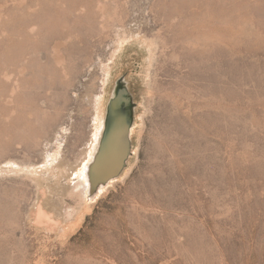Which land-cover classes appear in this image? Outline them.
Instances as JSON below:
<instances>
[{
	"label": "rangeland",
	"instance_id": "obj_1",
	"mask_svg": "<svg viewBox=\"0 0 264 264\" xmlns=\"http://www.w3.org/2000/svg\"><path fill=\"white\" fill-rule=\"evenodd\" d=\"M0 264H264V0H0Z\"/></svg>",
	"mask_w": 264,
	"mask_h": 264
},
{
	"label": "water",
	"instance_id": "obj_2",
	"mask_svg": "<svg viewBox=\"0 0 264 264\" xmlns=\"http://www.w3.org/2000/svg\"><path fill=\"white\" fill-rule=\"evenodd\" d=\"M116 89L119 91L116 94L113 92L107 106L102 145L87 170L90 195L117 178L127 165L131 154L130 130L134 105L125 85L120 83Z\"/></svg>",
	"mask_w": 264,
	"mask_h": 264
},
{
	"label": "bare ground",
	"instance_id": "obj_3",
	"mask_svg": "<svg viewBox=\"0 0 264 264\" xmlns=\"http://www.w3.org/2000/svg\"><path fill=\"white\" fill-rule=\"evenodd\" d=\"M98 102L101 103V99L100 98H99ZM98 119H99V125L100 126H99L98 131H97L96 141L94 142L93 149L92 150L90 149V153L88 154L89 155L88 156L89 160L84 164V166L82 168V178H83V182L81 184L82 185L81 186L82 187V196H86V197H89V193L88 192H90L89 191V180H88L87 170H88L90 162H92L94 160V158L96 156V153L98 152L99 148L102 145L103 136H104V133H105V130H106V124H105V128L103 129V132L101 131L102 125H101L100 114L98 116ZM78 152H80V151H78ZM39 214L40 215H44L42 211H40Z\"/></svg>",
	"mask_w": 264,
	"mask_h": 264
}]
</instances>
